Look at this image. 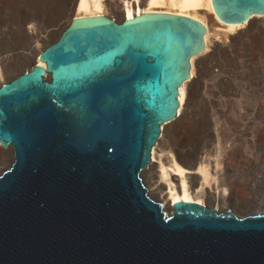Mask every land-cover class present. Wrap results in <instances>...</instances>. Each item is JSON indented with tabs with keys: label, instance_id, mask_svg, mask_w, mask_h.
Listing matches in <instances>:
<instances>
[{
	"label": "water",
	"instance_id": "water-1",
	"mask_svg": "<svg viewBox=\"0 0 264 264\" xmlns=\"http://www.w3.org/2000/svg\"><path fill=\"white\" fill-rule=\"evenodd\" d=\"M212 4L228 25L264 15V0ZM203 38L182 15L73 20L0 85V264H264V209L167 214L143 179Z\"/></svg>",
	"mask_w": 264,
	"mask_h": 264
},
{
	"label": "rangeland",
	"instance_id": "rangeland-1",
	"mask_svg": "<svg viewBox=\"0 0 264 264\" xmlns=\"http://www.w3.org/2000/svg\"><path fill=\"white\" fill-rule=\"evenodd\" d=\"M72 2L70 0V4ZM55 4L58 2L52 6ZM57 19L54 17L47 26L33 27L37 31L50 27L62 32L67 26H55ZM10 21L0 10V50L21 53L12 55L7 62L13 64L10 76L15 77L28 69L34 60L26 59L22 54L27 52L28 39L22 35L21 26ZM251 27L242 37L233 36L223 48H216L201 61V81L192 88L189 96L180 127L183 130L178 132L176 126L168 128L161 144L162 148L171 151L180 165L181 160L191 165L198 157L207 156L213 164L209 168L212 177L218 178L219 182L222 179L227 200L225 209H231L240 217L264 197V37L257 26ZM52 41L53 38H48L49 44ZM39 44L43 46L41 42ZM9 164L8 161L1 163L0 173ZM146 173L143 179L150 190L151 177ZM254 180L256 182L252 184ZM233 192H239V200ZM203 205L209 206L206 202ZM211 207L221 211L219 206Z\"/></svg>",
	"mask_w": 264,
	"mask_h": 264
},
{
	"label": "bare ground",
	"instance_id": "bare-ground-1",
	"mask_svg": "<svg viewBox=\"0 0 264 264\" xmlns=\"http://www.w3.org/2000/svg\"><path fill=\"white\" fill-rule=\"evenodd\" d=\"M56 2L58 4L52 6ZM0 10L8 21L10 19L11 23L21 26L22 35L28 39L27 52H22V54L26 59H35L39 65H41V62L37 57L42 49L48 46V38H53V41L57 40L61 31L57 32L50 27L37 31L33 26H47L48 22L51 23L54 20V17L55 19L58 18L55 26L64 27L70 25L73 20L81 22L86 18L98 17L107 19L116 17L115 21L122 22L156 15H182L200 22L204 28L205 38H203V46L199 55L190 60V77L179 89V116L173 124L164 125L159 146L153 149L152 164L146 172L150 173L151 177L150 194L156 197V201L162 204L164 211L168 213L172 212L173 205L176 202L183 201L195 202L201 205L206 202L210 207L219 206L221 211L227 210L225 209L227 200L225 199V189L222 188V179L219 182L218 178H213L210 173V165H213L211 160L207 156H201L198 157L195 164L188 165L180 159L181 165L184 164L186 167L181 166L171 151H167L165 147L162 148L161 144H163V136L168 128L176 126L178 132L183 130L180 127L183 114L187 110L188 100H190L189 96L192 88L201 81V73L199 72L201 61L216 48H223L225 44L233 39V36L239 35V37H242L245 30L248 29L249 31L251 26V28L257 26L264 37V15L252 16L242 23L228 25L215 13L212 0H73L71 4L70 0H1ZM112 14L116 16H112ZM234 38L237 39V37ZM39 42L43 44L42 47ZM15 54L21 53H16L13 50H0V85L17 76H10L14 66L7 63ZM241 72L244 71L241 69ZM11 155L12 149L0 146V164L8 161L10 164L7 168H9ZM255 182L256 180L252 184ZM233 194L239 200V192H233ZM263 207L264 197L249 212H244L243 216L256 215Z\"/></svg>",
	"mask_w": 264,
	"mask_h": 264
}]
</instances>
